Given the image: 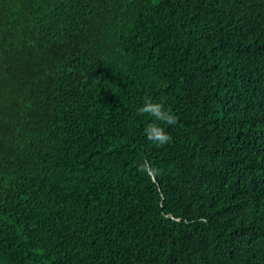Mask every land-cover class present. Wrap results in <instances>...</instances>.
<instances>
[{"label": "trees", "instance_id": "trees-1", "mask_svg": "<svg viewBox=\"0 0 264 264\" xmlns=\"http://www.w3.org/2000/svg\"><path fill=\"white\" fill-rule=\"evenodd\" d=\"M0 264H264V0H0Z\"/></svg>", "mask_w": 264, "mask_h": 264}, {"label": "clouds", "instance_id": "clouds-1", "mask_svg": "<svg viewBox=\"0 0 264 264\" xmlns=\"http://www.w3.org/2000/svg\"><path fill=\"white\" fill-rule=\"evenodd\" d=\"M139 115H149L155 117L157 120H163L165 122H175V118L168 115L164 110L163 104L155 103L151 98H146L143 105L138 110ZM147 138L157 145H164L171 141V137L163 132L158 125L149 124L145 129Z\"/></svg>", "mask_w": 264, "mask_h": 264}]
</instances>
